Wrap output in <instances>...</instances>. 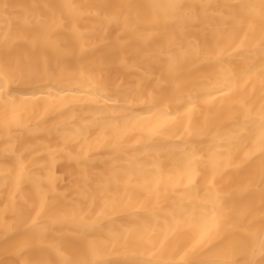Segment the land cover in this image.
<instances>
[{
    "label": "bare ground",
    "instance_id": "1",
    "mask_svg": "<svg viewBox=\"0 0 264 264\" xmlns=\"http://www.w3.org/2000/svg\"><path fill=\"white\" fill-rule=\"evenodd\" d=\"M0 264H264V0H0Z\"/></svg>",
    "mask_w": 264,
    "mask_h": 264
}]
</instances>
